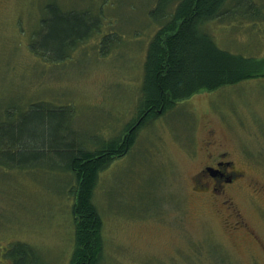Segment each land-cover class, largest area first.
<instances>
[{
	"label": "rangeland",
	"instance_id": "obj_1",
	"mask_svg": "<svg viewBox=\"0 0 264 264\" xmlns=\"http://www.w3.org/2000/svg\"><path fill=\"white\" fill-rule=\"evenodd\" d=\"M156 3L0 0V118L4 108L14 112L38 101L71 106V127L90 150L119 141L141 106L148 44L177 2L158 10ZM49 10L87 16L90 31L68 58L53 62L29 48L33 42L43 50ZM262 17L264 10L251 23L217 21L200 30L232 54L264 59ZM208 132L246 172L229 190L245 225L237 232L226 228L210 199L192 191ZM3 158L9 164L0 167V264H69L74 175L51 162L22 168ZM93 202L103 223L99 264H264V78L195 94L147 121L128 153L100 172ZM18 243L31 252L11 248Z\"/></svg>",
	"mask_w": 264,
	"mask_h": 264
},
{
	"label": "trees",
	"instance_id": "obj_2",
	"mask_svg": "<svg viewBox=\"0 0 264 264\" xmlns=\"http://www.w3.org/2000/svg\"><path fill=\"white\" fill-rule=\"evenodd\" d=\"M173 2L177 3L169 21L154 34L146 49L138 99L141 106L136 118L119 135V141L99 142L90 150L84 138H76V130L71 127V114H68L71 106L55 107L38 101L22 110L13 112L8 107L2 110L0 167L9 164L4 155L10 164L22 168H35L36 162H47L45 165L51 162L60 166V172L69 170L77 181L72 193L74 248L69 264L100 263L103 223L93 193L100 172L113 159L128 153L140 127L195 94L264 78V59L232 54L219 48L211 35L200 30L210 22L232 26L259 20L264 0H157L155 10L169 7ZM48 12L51 18L43 22L46 33L40 41L43 50L34 49L33 42L29 48L44 60H63L88 38V17L63 18L56 10ZM161 17L165 18V12L159 13L158 18ZM52 55L57 58L50 60ZM18 244L21 248H11L23 252L26 247L31 252L27 245Z\"/></svg>",
	"mask_w": 264,
	"mask_h": 264
},
{
	"label": "flooded vegetation",
	"instance_id": "obj_3",
	"mask_svg": "<svg viewBox=\"0 0 264 264\" xmlns=\"http://www.w3.org/2000/svg\"><path fill=\"white\" fill-rule=\"evenodd\" d=\"M221 145L213 132H208L202 142L203 153L200 169L191 177L192 191L206 196L224 213V223L227 229L234 232L245 228V225L236 210V206L229 194L231 187L246 180L243 166L227 159L225 151H220ZM247 183V186H252ZM258 192L261 187L256 188Z\"/></svg>",
	"mask_w": 264,
	"mask_h": 264
}]
</instances>
